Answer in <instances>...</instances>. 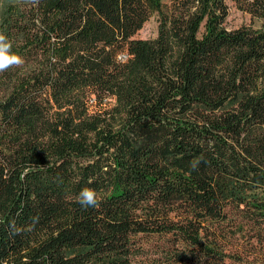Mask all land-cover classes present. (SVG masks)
Masks as SVG:
<instances>
[{
    "label": "trees",
    "instance_id": "obj_1",
    "mask_svg": "<svg viewBox=\"0 0 264 264\" xmlns=\"http://www.w3.org/2000/svg\"><path fill=\"white\" fill-rule=\"evenodd\" d=\"M235 2L260 25L226 0H0L24 58L0 73V264H264V0Z\"/></svg>",
    "mask_w": 264,
    "mask_h": 264
},
{
    "label": "clouds",
    "instance_id": "obj_2",
    "mask_svg": "<svg viewBox=\"0 0 264 264\" xmlns=\"http://www.w3.org/2000/svg\"><path fill=\"white\" fill-rule=\"evenodd\" d=\"M35 2V0H32ZM24 58L13 51V44L9 37L0 32V73L6 72L10 68L19 67L23 65ZM198 165V161H194L191 164V167L195 169ZM78 202L82 208L95 207L98 204L97 193L94 189L85 187L83 188L78 196ZM13 230L16 234H19L22 229L16 228L13 225Z\"/></svg>",
    "mask_w": 264,
    "mask_h": 264
},
{
    "label": "rangeland",
    "instance_id": "obj_3",
    "mask_svg": "<svg viewBox=\"0 0 264 264\" xmlns=\"http://www.w3.org/2000/svg\"><path fill=\"white\" fill-rule=\"evenodd\" d=\"M229 7V15L226 20L228 28H237L240 26H254L260 25L257 18L252 17L248 12H244L237 7L235 0H226ZM158 32V17L151 16L143 25V27L135 34L137 38H152Z\"/></svg>",
    "mask_w": 264,
    "mask_h": 264
}]
</instances>
